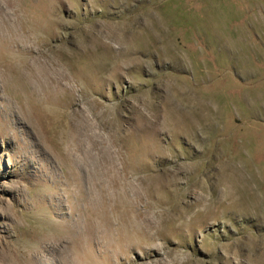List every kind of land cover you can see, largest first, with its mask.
Instances as JSON below:
<instances>
[{
  "label": "rangeland",
  "instance_id": "374dc122",
  "mask_svg": "<svg viewBox=\"0 0 264 264\" xmlns=\"http://www.w3.org/2000/svg\"><path fill=\"white\" fill-rule=\"evenodd\" d=\"M0 264H264V0H0Z\"/></svg>",
  "mask_w": 264,
  "mask_h": 264
}]
</instances>
